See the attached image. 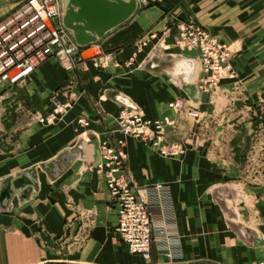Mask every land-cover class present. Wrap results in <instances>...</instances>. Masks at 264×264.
Listing matches in <instances>:
<instances>
[{"label":"crops","instance_id":"1","mask_svg":"<svg viewBox=\"0 0 264 264\" xmlns=\"http://www.w3.org/2000/svg\"><path fill=\"white\" fill-rule=\"evenodd\" d=\"M22 1L0 0V17ZM151 1L81 49L85 69L67 71L50 58L25 85L1 94L0 264H147L118 239L116 207L91 167L104 141L121 149L133 181L149 186L153 261H167V251L173 257L166 264L263 259L264 0ZM171 12L242 48L235 57L237 86L226 81L213 94L198 89L197 63L187 62L197 52L175 45ZM56 91L70 103L67 112L53 123L35 122L29 111L50 113ZM117 95L151 120H173L167 137L186 152L168 158L123 134ZM175 99L198 107L200 121L170 108ZM19 173L35 186L11 191Z\"/></svg>","mask_w":264,"mask_h":264},{"label":"built area","instance_id":"2","mask_svg":"<svg viewBox=\"0 0 264 264\" xmlns=\"http://www.w3.org/2000/svg\"><path fill=\"white\" fill-rule=\"evenodd\" d=\"M174 35L179 49L197 52L187 62L192 65L193 61L197 63L195 77L200 90L208 91L216 86L221 77L234 75L230 48L202 24L180 21ZM82 48L62 24L60 0H23L0 17V96L7 88L25 84L36 68L50 58H57L67 71L76 69L78 65L84 66ZM50 97V113L32 110L35 122L53 123L67 112L70 103L62 101L57 91ZM169 107L183 113L194 123L202 118L199 108L186 104L183 99L173 100ZM118 110L116 124L126 136L138 139L152 151L168 158H180L186 152L182 142L171 141L167 137L166 126L174 127L176 123L173 120L168 117L151 120L134 103L126 105L120 102ZM77 123L86 126L88 120L78 118ZM100 149L99 158L91 167L104 178L116 207L115 231L118 239L126 244L130 254L141 255L147 264L170 262L173 257L171 251L166 252L167 261L151 259L154 225L149 186H140L133 181L121 149L108 141H104ZM162 187V183L154 186L156 190ZM163 232L158 230L159 234ZM257 264H264V257Z\"/></svg>","mask_w":264,"mask_h":264},{"label":"water","instance_id":"3","mask_svg":"<svg viewBox=\"0 0 264 264\" xmlns=\"http://www.w3.org/2000/svg\"><path fill=\"white\" fill-rule=\"evenodd\" d=\"M140 5L141 0H63L62 24L76 43L84 48L97 43L112 29L125 23L140 9ZM116 99L123 104L132 105V102L122 95H117ZM48 166L54 171L53 176L58 175L56 160L50 161ZM9 186L11 191H16L35 186V182L31 176L19 173L11 178Z\"/></svg>","mask_w":264,"mask_h":264},{"label":"rangeland","instance_id":"4","mask_svg":"<svg viewBox=\"0 0 264 264\" xmlns=\"http://www.w3.org/2000/svg\"><path fill=\"white\" fill-rule=\"evenodd\" d=\"M141 2H142V5L143 6H149V5H151V4H153V2L151 1V0H141ZM171 15H173V12H171L170 14H169V19L171 20V21H173V25L176 27V25H177V23H179L180 21H184V20H181V19H177L176 17L174 18L173 16H171ZM169 20V21H170ZM187 21H191V20H187ZM191 22H193V21H191ZM195 23H197V22H195ZM197 24H199V23H197ZM201 24V23H200ZM203 25V24H202ZM204 26V25H203ZM207 28V27H206ZM212 34V33H211ZM213 35H215V34H213ZM216 36V35H215ZM217 37V36H216ZM218 38V37H217ZM218 40L219 41H221V43L222 44H224L225 46H227L228 48H230V50H231V62H233V64H234V70H235V72H234V75L233 76H230V77H228V76H224V77H221L220 79H219V81H218V83L216 84V86L215 87H211V88H209V90L208 91H206V92H210L211 94H213L214 92H216V91H219L217 88H219V87H221L223 84H224V82H226V81H228V82H231V85H236L237 84V80L239 79L238 77V74H237V69H236V63H235V61L237 60V59H235V57H237V55H240L241 54V52H242V48L241 47H239V45H237V43H235V42H229V43H225L224 41H222V40H220L219 38H218ZM175 43V42H174ZM176 45V44H175ZM182 50V49H181ZM185 50H188V49H185ZM184 51V50H183ZM188 51H193V50H188ZM196 56V55H195ZM85 62H86V60L84 59V61H83V65L84 66H82L83 67V69H85ZM100 62H101V60H100ZM60 63V62H59ZM105 63H107V62H105V60H102V62L100 63V64H105ZM61 65V64H60ZM77 69V68H76ZM76 69H74V70H76ZM197 81H198V79L195 77V79H194V81H193V83L194 84H197ZM22 85H25V84H22ZM18 86H21V85H18ZM237 86V85H236ZM13 88H15V86L14 87H12V88H7V89H5L3 92H7V91H11ZM198 89H199V87H198ZM141 110V109H140ZM142 111V110H141ZM29 113H30V116L32 117V115H33V112H32V110H30L29 111ZM187 118V117H186ZM32 119H33V117H32ZM192 122H193V120H192ZM171 141H173V140H171ZM83 236V238L85 237V235L84 234H82V235H79L78 237H77V240L78 241H82V239H81V237Z\"/></svg>","mask_w":264,"mask_h":264},{"label":"bare ground","instance_id":"5","mask_svg":"<svg viewBox=\"0 0 264 264\" xmlns=\"http://www.w3.org/2000/svg\"><path fill=\"white\" fill-rule=\"evenodd\" d=\"M190 64V63H189ZM188 69V68H187ZM188 71H190V69H188Z\"/></svg>","mask_w":264,"mask_h":264}]
</instances>
